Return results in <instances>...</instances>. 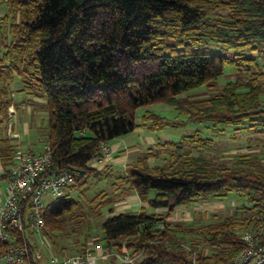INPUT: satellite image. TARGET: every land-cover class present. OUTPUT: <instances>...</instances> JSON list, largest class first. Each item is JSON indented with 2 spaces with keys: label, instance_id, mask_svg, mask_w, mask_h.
I'll use <instances>...</instances> for the list:
<instances>
[{
  "label": "trees",
  "instance_id": "trees-1",
  "mask_svg": "<svg viewBox=\"0 0 264 264\" xmlns=\"http://www.w3.org/2000/svg\"><path fill=\"white\" fill-rule=\"evenodd\" d=\"M6 6L0 18V121L8 117L10 83L18 76L22 91L47 100L52 163L44 174L82 173L48 203L44 215L52 231L64 230L67 216L82 207L72 192L84 195L91 179L102 180L104 171L89 167L104 156L101 144L142 125L136 120L141 107L165 102L183 123L208 122L217 131L248 122L264 129V0H6ZM227 66L237 77L214 95L181 96L204 85L213 89ZM159 117L164 120L145 112L143 125L157 130L168 124ZM214 143L197 129L168 143L178 152L169 164H151L154 152L128 162L114 183L122 190L99 192L104 201L98 205L107 207L97 213L106 245L119 253L127 249L132 264H224L242 251L236 231L242 220L234 216L199 228L168 219L177 207L230 192L251 203L264 199V171L250 168L251 156L239 154L235 166L214 161L204 152ZM13 148L9 139L2 141L5 165ZM133 191L165 213L146 207L117 212L115 203ZM185 233L195 237L187 241Z\"/></svg>",
  "mask_w": 264,
  "mask_h": 264
},
{
  "label": "rangeland",
  "instance_id": "rangeland-1",
  "mask_svg": "<svg viewBox=\"0 0 264 264\" xmlns=\"http://www.w3.org/2000/svg\"><path fill=\"white\" fill-rule=\"evenodd\" d=\"M210 13L217 14V12L215 11H210ZM2 16L3 15H0V18ZM169 42H172V40H170ZM212 49L214 51L222 52L221 47H219L217 44H214ZM234 77H237L236 70L234 69L233 66H227L225 73L218 79L219 85L213 87V89L204 85L195 89H191L183 93L181 96L201 97V98L212 96L217 91L220 90V88L225 84V82L233 79ZM262 99L264 101V94L262 96ZM148 111L161 115L162 117H164V120L160 117L158 120H160V122L162 123L164 122L166 123L168 121V124L162 126L157 130L149 129L147 127L148 125L146 124L143 125V120H142L143 114ZM21 112H23L21 115L25 117L26 111L22 110ZM183 119H184L183 115L179 114L177 110H175L171 105L165 102H156L139 108L136 111V120L139 123H142V125L138 128L143 129L144 131L148 130L150 133L154 134L156 141L153 144L150 143L152 145H149V147H144L141 151L137 150V152H134L132 150V152L131 151L128 152V155L130 156L128 157L127 163L136 160L138 156L142 153L154 152L156 155L150 157L149 160L151 164L154 165L169 164L173 161L174 159L173 157L175 158L177 157L178 152L174 146H171L170 144L168 145V143L171 141H178L184 135L191 134L197 129H199L203 132L204 136L213 138L215 141L214 146L207 148L204 151L205 154L210 159L218 162H226L228 164L235 166L238 163V159H237L238 155L242 153L243 154L248 153L252 159L251 161L252 165L250 166V168L264 171V129L261 130L260 128L262 125L256 123L257 125L255 124V126H251V124L249 125L248 122L246 123V125L242 124V126L244 125L243 128L226 127L223 130L214 131L211 128L212 127L211 124L208 122L183 123L181 121ZM43 122L45 123V126L41 129V135L46 136L47 135L46 111L45 110L44 112L37 111L35 118H33L32 124L33 125L37 124L42 126ZM258 129H260V131ZM144 134L145 132H143L142 134V130H140L139 132L131 133L130 136H135L137 140H140V135H144ZM117 156L118 155L114 154V157ZM112 157L113 156H111V148H110V154L108 158L111 159ZM110 159L106 160L103 163H100L99 165L89 166V167L92 169L104 171L103 173L104 176L106 174L105 167L107 165L104 163H108ZM120 159H123V157ZM125 169H126V165L124 166L122 165L120 168H118V170L115 171V177L124 175ZM100 182L101 181H97L94 178L91 179L89 182V188L84 195H80V193L76 191L72 192L73 196L81 201L82 207L80 209L76 208L73 214H69V217L67 216V225L64 230L52 231L50 227H46L45 236L48 245L44 250L47 252V254L50 252L60 255L73 254L77 252L94 253L95 248H97V246H99L100 244L104 245L103 247L107 248L108 251L114 250L115 253L118 252L117 247L115 246L112 248L105 246L106 243L103 239V230L101 227V221L103 217L99 216L97 213L99 210H101V212L103 213L106 212L107 207L104 206L100 207V205H98L99 203L104 201V197H101L99 194V192L102 191V189H99L98 187L99 186L98 184ZM104 189L106 190V188H103V190ZM107 189H108V185H107ZM97 194H99V196H97ZM108 194L111 195L112 193H108ZM216 200L217 201L214 202L213 207H211L210 210L205 209V207L207 206H203L201 208L196 207L194 212H192L194 213L196 219L187 225H192V227L199 228L205 223L231 215L236 217L237 219L242 220V222L238 223V225L236 226V228L238 229L239 225L242 224L243 226H246L248 222L251 221L255 210H257V207L259 206V201H254L252 203L247 202L244 196H241L235 192H230L226 197ZM246 204L247 206L244 207ZM156 212L158 214H163V211L162 212L156 211ZM198 212H200V216L197 215ZM74 214L77 216L76 218L72 217V215ZM170 217L168 219L172 221ZM162 225L163 224L161 223L160 226ZM184 236L187 241H190L195 237L193 234H186V233L184 234ZM99 252H101V250ZM206 252L210 253L211 249L207 248ZM100 261H98V264L101 263ZM102 262H104V264L105 262L106 263L109 262L108 264H131L127 262L125 263L118 258L112 259L111 256H109L106 260Z\"/></svg>",
  "mask_w": 264,
  "mask_h": 264
},
{
  "label": "built area",
  "instance_id": "built-area-1",
  "mask_svg": "<svg viewBox=\"0 0 264 264\" xmlns=\"http://www.w3.org/2000/svg\"><path fill=\"white\" fill-rule=\"evenodd\" d=\"M7 128L9 137L19 136L12 123H8ZM101 151L104 156L94 157L89 166L99 165L109 156V142L101 144ZM51 163V145L46 140L38 150L19 144L14 146L12 159L6 165L7 182L0 198V242L4 244L0 250V264H98L113 254L132 264L134 258L127 250L115 253L102 244L94 253L47 254L44 250L48 245L45 209L48 203L66 193L82 174L75 168L44 174ZM237 231L245 246L224 264H264V199L259 201L251 221L239 226Z\"/></svg>",
  "mask_w": 264,
  "mask_h": 264
},
{
  "label": "crops",
  "instance_id": "crops-1",
  "mask_svg": "<svg viewBox=\"0 0 264 264\" xmlns=\"http://www.w3.org/2000/svg\"><path fill=\"white\" fill-rule=\"evenodd\" d=\"M5 6L6 0H0V15L5 14L7 10V6ZM10 87L12 91V103L9 106L8 117L0 121V149L2 146V141H4L5 139H9L13 147L19 144L21 146L27 147L28 149L38 150L39 148H41L43 142L47 140V136L41 135V129L45 126V123L43 122L42 126L37 124L33 125L32 121L33 118H35L37 111H46L47 100L43 97L22 91V82L20 77L18 76H16L14 80L10 83ZM22 110L26 111L25 117L21 115L23 113L21 112ZM8 123L13 124V130L19 134L17 138H11L8 136ZM211 128L215 131L213 127ZM140 130H142V134L143 132H145L144 135H140V140H137L135 136H130L131 133L139 132ZM131 133L115 138L109 142L111 148V156L113 157L111 159L107 157L104 160L105 162L106 160L110 159L108 163H104L107 164L105 167L106 174L103 176L102 180H100L101 182L98 184V187L102 190L103 188H106V190H104L107 193H112L111 195H113L114 193H118L122 190L121 188H115V171L118 170V168H120L122 165H126L128 157L130 156L128 155V152H132V150L134 152H137V150L141 151L144 147H149V145H152L156 141L154 134L150 133L148 130L144 131L143 129L137 128L136 131L134 130ZM114 154L118 156L114 157ZM122 157L123 159H120ZM5 169L6 165L0 150V198L2 195V190L4 188L3 185H5V183L7 182V175L5 173ZM216 201V199H207L195 202L190 205L177 207L170 218L174 222L181 221L186 224H189L190 222H193L196 219L194 213H192L194 212L196 207L201 208L203 206H207L205 207V209L210 210L211 207H213L214 202ZM141 207H146L148 212L163 211L164 213L166 211V209L164 208L147 207V204L145 202H142L138 194H136L134 191L131 194L126 195L121 201L115 203V208L117 212H138ZM197 215L200 216V212H198ZM96 252H99V250H97ZM100 262V264H104V262ZM108 263L109 262H105V264Z\"/></svg>",
  "mask_w": 264,
  "mask_h": 264
}]
</instances>
